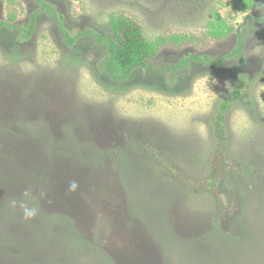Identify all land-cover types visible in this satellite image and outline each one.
Instances as JSON below:
<instances>
[{
  "label": "rangeland",
  "instance_id": "obj_1",
  "mask_svg": "<svg viewBox=\"0 0 264 264\" xmlns=\"http://www.w3.org/2000/svg\"><path fill=\"white\" fill-rule=\"evenodd\" d=\"M45 1L52 11L0 0V23L17 15L0 27V264H264V0ZM213 8L236 28L225 39L205 35ZM112 12L149 39L196 40L115 81L98 67ZM238 33L243 63L173 71L189 55L227 56ZM226 100L227 176L213 178ZM20 202L39 216L25 221Z\"/></svg>",
  "mask_w": 264,
  "mask_h": 264
},
{
  "label": "trees",
  "instance_id": "obj_2",
  "mask_svg": "<svg viewBox=\"0 0 264 264\" xmlns=\"http://www.w3.org/2000/svg\"><path fill=\"white\" fill-rule=\"evenodd\" d=\"M39 1L42 3L43 8L52 11L45 0ZM234 1L236 7L244 6L246 8H251L254 4V0ZM53 13L54 15H57L54 10ZM8 17L10 22L16 20L17 15L15 10L11 11L8 14ZM62 18V16H58L60 25L65 32V40L71 45L76 40V37H71L65 30ZM10 22L3 21L0 23V27L12 26ZM108 22L113 30L114 36L102 37L97 34L99 42H101L107 49V54L100 60L98 67L103 72H106L111 79L119 82L127 81L135 69L149 65L162 48L168 46L181 47L196 40V37L186 33H173L170 35L163 34L155 39H149L145 35L142 25L135 18L124 12L110 13ZM35 26L36 18L32 17L29 26L25 29V35L27 37L34 32ZM235 31L236 28L227 21L221 11L217 8H213L211 11V18L207 22L206 37L215 40H222L229 37ZM244 45L245 37L243 34L238 33L237 44L227 56L216 59L208 55H189L176 62L173 71L182 70L192 62L196 61L203 62L206 65H221L226 58H232L235 56H238L240 62L243 63ZM242 63L240 64L241 68ZM244 83L245 79L241 76L234 90L235 97L239 98L241 96V90ZM230 105V100L222 102L214 120L216 146L211 157L213 178L227 176L224 167L228 149L225 117Z\"/></svg>",
  "mask_w": 264,
  "mask_h": 264
},
{
  "label": "clouds",
  "instance_id": "obj_3",
  "mask_svg": "<svg viewBox=\"0 0 264 264\" xmlns=\"http://www.w3.org/2000/svg\"><path fill=\"white\" fill-rule=\"evenodd\" d=\"M78 186H79L78 185V181L72 180V181L69 182L67 190L69 192H75L77 190ZM27 195H28V192L26 191L25 192V196H27ZM41 195L45 196L44 193H42ZM11 203H12L13 207L17 206V201L16 200H12ZM19 206L22 209V212H23V217L22 218L25 221L32 220V219L38 217L39 214H40V208H39L38 205H31L30 206L28 203L20 202Z\"/></svg>",
  "mask_w": 264,
  "mask_h": 264
}]
</instances>
